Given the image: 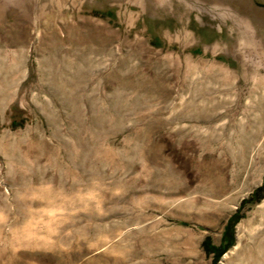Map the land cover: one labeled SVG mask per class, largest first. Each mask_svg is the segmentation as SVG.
I'll list each match as a JSON object with an SVG mask.
<instances>
[{
	"label": "rangeland",
	"instance_id": "obj_1",
	"mask_svg": "<svg viewBox=\"0 0 264 264\" xmlns=\"http://www.w3.org/2000/svg\"><path fill=\"white\" fill-rule=\"evenodd\" d=\"M0 264H264V0H0Z\"/></svg>",
	"mask_w": 264,
	"mask_h": 264
},
{
	"label": "trees",
	"instance_id": "obj_2",
	"mask_svg": "<svg viewBox=\"0 0 264 264\" xmlns=\"http://www.w3.org/2000/svg\"><path fill=\"white\" fill-rule=\"evenodd\" d=\"M262 188H259L258 190H257V192H255V196H256V200L258 201L259 199H260V197L261 196H258V192H259V190H261ZM203 245H204V249H205V251H207V252H211V253H214L215 254V258H217L218 257V255H219V253H220V251H218L217 250V248L212 244V242H211V240L208 238L207 240H205L204 242H203Z\"/></svg>",
	"mask_w": 264,
	"mask_h": 264
}]
</instances>
